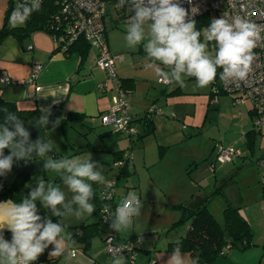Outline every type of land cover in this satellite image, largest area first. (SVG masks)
Segmentation results:
<instances>
[{
	"label": "clouds",
	"instance_id": "1",
	"mask_svg": "<svg viewBox=\"0 0 264 264\" xmlns=\"http://www.w3.org/2000/svg\"><path fill=\"white\" fill-rule=\"evenodd\" d=\"M41 3L42 0H28L20 4L13 9L9 22L14 26L25 24L34 12L40 11ZM119 5H127L133 12L125 36L128 46L135 48L143 44L145 68L154 70L158 78L181 86L184 78L189 77L195 79L197 86L208 87L214 83L218 68L222 69L221 80L245 81L255 59L253 50L257 42L264 39L259 25L241 17L229 20L222 16L213 19L206 29V40L215 44L212 54L208 44L202 42L196 21L189 18L182 0H119ZM3 111L0 177L11 173L14 163L43 159L44 172L56 173L67 192L59 184L40 176L36 178V187L19 203L12 200L0 203V264H35L49 246H53L49 257H59L66 248L77 244L63 219H82L92 216L96 210L92 203L96 196L93 185L106 182L100 170L102 166L91 156L55 158L50 155L56 144L49 138V125L54 129L61 120H50V108H40V115L29 122L49 133L35 141L24 120L7 108ZM37 202L58 221L42 217ZM110 207L104 204L102 210L111 219L110 229L120 233L130 229L134 218L142 215L143 202L135 192H130L117 205L114 214L109 212ZM5 229L11 232L10 241L5 239ZM126 251L127 245L113 246L110 264H127ZM165 264H198V258L189 260V254L178 243Z\"/></svg>",
	"mask_w": 264,
	"mask_h": 264
},
{
	"label": "rangeland",
	"instance_id": "2",
	"mask_svg": "<svg viewBox=\"0 0 264 264\" xmlns=\"http://www.w3.org/2000/svg\"><path fill=\"white\" fill-rule=\"evenodd\" d=\"M9 8V0H0V27L5 23ZM127 13L130 14L131 11ZM116 20L121 22L116 24L114 23ZM127 25L128 22L125 17H120L117 13H114L112 18H107L108 45L111 52L119 56L117 69L120 76L125 77L127 74H137L142 76L144 78L143 81L149 85L148 88L151 91L149 98H152L156 93L155 87H162L164 84L160 82V78L157 77L154 70L145 68L146 61L143 44L138 45L135 48L128 46L125 39ZM12 26L14 25L12 24ZM22 26H24V24L16 25L14 27ZM207 28L208 27H203L200 31L201 40L202 42L208 44L209 51L214 54V42H208L206 40ZM50 39L52 40V36ZM60 53L63 55L62 52ZM96 54L97 50L92 48L90 57L86 63V68L81 71V73L85 72L87 74L93 66L96 68V70L93 71V75L88 77L90 80L86 82V85L92 84L90 81L94 80L100 82L99 84H102L108 78L105 72V78L102 76L101 72H97L100 69L94 64ZM84 74L76 75L77 78L75 81H78L81 77H85ZM98 85H96V89H98ZM179 85L180 84L173 82V86ZM183 85H185V90H187L188 93H175L172 98H176L175 96L181 97L183 98V101L180 100L179 102L172 104L174 109H167L166 107L168 110L167 112L176 114L178 118L185 121L186 134L191 133L193 130H197V128L192 127L195 126V124L203 125L204 131L201 136H194L192 139H187L186 141L172 147V155H168L165 162H159L158 164L155 163L160 157V152L162 150L167 151L168 149L159 147V143L156 142V140L152 142L153 137H148L146 139L148 148L145 154L146 160L144 163L142 159L145 151L137 149L139 148L137 147L138 144L136 145L135 142H131L126 135H122V138L119 139L118 135L115 134L110 126H104L102 124L99 115L91 117L90 123L93 127H89L88 125L87 127L82 128L77 125L78 123L76 124V122H72V131L70 130L71 127L66 126V133L62 132V134H60V132H57L62 137L64 143L75 142L73 140H76V142L81 144V146L91 143V145L86 147V151H82V153L74 156H71L72 153H74V150L71 148L70 150L65 149L66 152L69 151L66 153V157L60 156L59 158H73L77 156L87 158L91 156L93 161L102 166L100 170L106 180L104 184L93 185L96 196L94 197L92 203L95 204L96 210L92 216H85L82 219H77L75 217L63 219V223L67 225V231L73 234V238L75 231L79 230L77 227L83 225L84 223L98 222L99 227L101 228L100 233L104 237L114 232L109 227L111 221L109 223L105 222L103 210H97L98 205H100L103 201V191L106 186L109 185L110 181L116 180L117 175L119 174V168L116 167V161L114 160V151L109 149L111 146H114L113 148L123 145H125V147H130V144L132 143L134 145V149L131 150V153L133 162L136 164V166H132L131 169L133 174L129 178H122L118 180L119 183L116 187V200H122L123 195L135 192L143 202L142 215L134 218V224L132 227L126 231H121L117 234L118 236L127 235L130 237L135 234L136 237H140L144 241L153 240L154 242H159L158 244H160V242H163L164 239H167L171 235H175L179 231L184 230V226L172 229L174 221L170 223V213H177V211L180 210L176 208L177 205L175 204L177 203H172L171 201L174 200V198L177 199V196L182 193V188L179 186L178 179L180 174H182V172L187 173V170L192 168L193 170L191 172H195L193 177L196 184L192 193L186 197L188 198V201L192 200L191 196H194L195 201L198 200L199 196H205L208 193L212 196L214 192L223 186L222 183L233 177V181L228 184V186H225L224 191L221 192L220 195L216 196V199H214L215 202L212 206V209H214L218 214V217L215 219L222 225L225 223L223 215L224 210L222 207L224 208L227 198L231 199L239 196L237 187L238 183L246 186L251 178L254 179L256 177L255 180H257L258 177V181H255V185L259 183L260 188L263 189L264 165L262 166L260 163H264V126L261 131H259L260 129L255 126L253 119L250 117L253 102L247 100L246 105L238 106L235 105L233 95L228 94L212 96V86L209 85L208 87H199L197 86L194 78L190 79L189 77H185ZM99 93L103 95L101 91H99ZM133 95L140 97L141 92L136 93V91H130L128 93L127 96L130 108L132 106L129 97L132 98ZM114 96L115 92L109 91L106 96L104 95V97H102V99L109 97L112 105V98ZM97 97H100V95L98 94ZM108 129L112 130V133L101 137V133L107 131ZM254 129L257 130L256 135L251 133L247 136L248 131ZM197 134H199V132ZM220 146L232 148L234 150L241 151V153L239 156H236L232 162L221 163L216 160V155ZM138 151H141V153ZM197 151H203L204 153L207 151L208 154L206 157L208 158V161L201 164L200 168H196L195 170L194 167L196 165H187L188 168H185V171H183V169L178 170V168L175 167L179 163L180 156L187 153H195ZM259 161L260 163H258ZM233 166L235 167L233 168ZM8 175L9 178L7 175L3 178L4 180H7V184H11L15 180L16 172L12 169L11 173ZM40 176H43L45 180L52 181L54 184H59L64 191L67 192V188L62 184L60 178L54 172L41 171L33 176L29 175L28 185H32V188L36 187V178ZM216 184L217 188H215ZM247 191V189L244 190V192ZM189 192L191 191L189 190ZM68 195L70 197L71 193H68ZM188 201L183 204L187 206L186 203ZM222 203L224 204L221 206ZM188 204L190 203L188 202ZM38 208L39 214L42 217H51L53 222L58 221V219L55 220V217L41 205H39ZM186 226L188 225H185V227ZM74 239L77 241V244L75 246H71L73 249L69 251H74L77 254V257L75 256L71 258L67 248L63 255L59 257H49V252L53 250V246H49V248L42 254L43 257L41 258L40 256L35 264H49L50 259L51 261L59 259L60 263L58 262V264H110L106 243L100 235L92 238L87 251H85L86 242L84 240ZM142 257L143 254L140 255L138 260L141 261L143 259Z\"/></svg>",
	"mask_w": 264,
	"mask_h": 264
},
{
	"label": "crops",
	"instance_id": "3",
	"mask_svg": "<svg viewBox=\"0 0 264 264\" xmlns=\"http://www.w3.org/2000/svg\"><path fill=\"white\" fill-rule=\"evenodd\" d=\"M49 36L46 33L37 32L32 34L28 41L26 40L23 44H21L14 37H8L3 42V44L0 46V97L8 102L16 103L18 108L21 110H39L42 107L50 108L51 110L55 105H60L61 115L64 119H67L72 113H78L79 117L81 116V122L78 124L76 123L77 125L81 126L82 128L87 127L88 125L89 127H93L90 123L91 117L105 114L111 106V99L109 97L102 99V97H104V95L106 96L108 93L101 95L98 89H96V85H98L100 82L94 80L90 81L92 82V84L86 85V82L90 80L88 79V77H91V75H93V71L96 70V68L93 66L92 69L87 72V74L84 72L86 75L84 73H81V71L86 68V63L90 55L83 63H81V56L77 52L73 53L70 56H66L64 54L61 55V53L57 50L58 47L54 39L52 38L51 40V36ZM30 46L33 47L32 50H29ZM35 64H41L43 66V69L39 73L36 81L31 82L33 75V66ZM97 72H101L102 76H104L105 78V73L103 71L99 70ZM117 72L119 77L123 81L124 79H129V82L134 83V88H132L133 92H141L140 97L135 95H133L132 98L129 97L132 106L130 108V113L132 114V116L140 117V115H142L149 107L151 108V106L157 107L158 109H162L161 111H163L162 115L154 114L150 118L152 124L155 126V132L153 134L144 136L145 131L143 125L139 122H136L137 128L141 130V133L144 134L143 136L136 137V141L134 140V142L136 145L138 144L137 147L139 148L137 149L145 151L144 157L142 159L144 163L146 160L145 154L148 148V145L146 143V139L148 137H153L152 142L156 140V142L159 143V147H164L168 149L164 152V155L162 157L160 156L158 160H156L155 163L158 164L159 162H165L167 160L168 155H172V147L186 141L187 139H192L194 136H201V134H203L204 126L199 124H195V126H192L194 128H197V130H193L191 131V133L186 134L185 121L178 118L176 114H171L167 112L168 108L174 109L172 104H175L180 100L183 101V98L181 97L175 96L176 98H172V96L175 93L180 92L188 93L187 90H185V85L173 86V82H171L170 85L162 83L164 85L158 88L155 87V95L152 98H149V94L151 91L148 88L149 85L143 81L144 78L142 76H139L137 74H127L125 77H121L118 69ZM83 74L86 78L81 77L78 81H75V79L77 78L76 75ZM4 76L10 78V84L6 85L1 82V79ZM146 80L148 81L147 78ZM96 92L100 95V97H97L98 94ZM93 93H96L97 95ZM39 115H36L29 120H24L25 126L31 132V139L33 141H35L41 135L47 137L50 133L49 138L56 144V146H54V152L50 154L53 157H66V153H68L69 151L66 152L65 149L70 150V148L74 150V153H72L71 156L82 153V150L84 149L86 144H84L83 147L81 146V144H78L76 140H73L75 142L72 143H64L62 137L57 133H66V126L71 127L70 130L72 131V123L62 124L60 122L59 125L54 129H52V126L50 124L48 133L44 129L39 130L38 128L29 124V122L34 121L35 118ZM250 117L252 119L251 114ZM56 119L57 118L50 116L51 121H55ZM103 125L110 126L105 124ZM110 127L115 132V134L118 135L115 131V128L113 126ZM112 130L108 129L107 131L101 133V135L111 134ZM198 132L199 134H197ZM118 138L121 139L122 134H119ZM113 147L114 146L109 147V149H112L114 151L113 153L124 151L129 148V146L125 147V145L116 148ZM130 147H132V150L134 149V145L132 143ZM138 152L141 153V151ZM5 154H7V150H5ZM207 155V151L206 153H204L203 151H197L195 153L184 154L183 156L179 157V163L175 167H177L178 170L183 169V171H185V168H188L187 165H196L194 167L196 170V168H200L201 164H203L205 161H208V158H206ZM114 158V160L116 161L115 155ZM134 166H136V164H134ZM234 167L235 166H233V168ZM192 170L193 168L187 170V173L182 172V174H180L178 178L179 186H181L182 188V193L177 196V199L174 198V200L171 201L172 203H177L175 205H181L188 201V198L186 197L189 196L190 193H192V191L194 190L196 181L193 177L195 172H191ZM23 171L27 175L31 176L38 174L41 171H44L43 159L33 160V162L27 164L23 162ZM7 177L9 178V175H7ZM255 179L256 177L254 179L251 178V180L246 186H243L242 184L238 183L237 187L239 191V196L231 199L227 198V202H225V204H221V206L224 204V208L222 207L223 210H225L228 203L240 208L241 214L250 223L254 232L253 246L246 251L233 249L227 256H220L212 263L208 264H264V194L262 191L263 189H261L259 186V183L255 185V183L258 181V177L257 180ZM229 180L225 181L222 184L224 185ZM4 181L6 185H10L7 184V180ZM232 181H230V183ZM216 186L217 184L215 185V188H217ZM29 187L32 189V185H30ZM246 189L248 191L244 192V190ZM189 190L191 192H189ZM214 193L212 194V196H210V193L206 194L205 196H199L197 201L194 200V196H191L192 200L188 201L190 204H188V202L186 204L189 208L195 210L202 207L208 201L209 211L214 216V218H216L218 217V214L214 209H212V206L215 202L214 199H216V196L220 195V193ZM125 196H127V194L122 196V200ZM122 200L116 201L120 203ZM181 216V211H177V213L173 214L170 213V223L174 221V223L172 224L174 226V224L180 220ZM183 229L184 230L179 231L175 235H171L169 238L164 239V241L160 242V244H158L159 242H154L153 240L144 241L142 239L143 243L141 246L140 255L143 254V259L141 261L138 260V264H165L168 256L172 251L170 244L174 242H179L185 237L188 228L186 226ZM4 236L5 239L9 241L11 240V232H9L7 229L4 230ZM100 236L104 241L105 237L101 234ZM118 237L121 240H128L133 237H136V235L134 234L130 237L127 235H119ZM68 249H73V247L70 246L67 248V250ZM188 254L189 260L194 259V257L190 253ZM56 262L58 263L59 259H56Z\"/></svg>",
	"mask_w": 264,
	"mask_h": 264
},
{
	"label": "built area",
	"instance_id": "4",
	"mask_svg": "<svg viewBox=\"0 0 264 264\" xmlns=\"http://www.w3.org/2000/svg\"><path fill=\"white\" fill-rule=\"evenodd\" d=\"M25 0H14V8L25 3ZM61 6V14L68 20L66 28L62 34L54 28L52 38L59 47V52L67 55L72 45L82 37L87 38L91 46L97 50L95 57V65L97 68L107 74V80L99 84L98 89L102 94H107L109 91H114L113 104L107 112L100 115V120L105 125H110L115 128L116 133L126 136H136L139 133L134 118L130 113L128 100V91L123 86L122 80L118 75L116 63L119 56L112 54L104 41V30L106 28V20L112 14L122 11L129 7L127 5L121 7L119 0H58ZM183 7L188 10L189 18L207 17L211 23L213 19L224 16L231 20L234 17L247 19L261 27V36L264 37V0H182ZM56 31V32H55ZM33 47L30 46L29 50ZM255 59L253 61L251 71L248 78L243 81H227L221 80L220 77L216 81L212 90L216 93L222 92L234 96L235 105H245L247 100L253 102V122L261 131L264 126V39L257 42V47L253 50ZM41 64L33 66V76L31 82H35L39 73L42 71ZM3 84H10L11 80L7 76L1 79ZM161 83L170 85L171 81L160 79ZM150 116L153 114L162 115L161 109L156 107L149 108ZM256 130V129H255ZM257 131V130H256ZM241 151L232 148L219 147L216 155V160L221 163L232 162L236 156H239ZM133 166L132 153L128 152L121 160L115 162L117 168L126 165ZM214 164V163H213ZM261 165H264L262 163ZM118 178L110 181L103 191L104 199H113L116 197V187ZM102 211L103 207L100 208ZM116 209V208H115ZM114 210L109 212L115 213ZM105 222L109 223L110 218L103 211ZM107 251L110 254L112 247L120 244L127 245L128 251L124 253L127 262L136 263L140 255V247L142 239L133 237L128 240H121L117 233H111L104 239ZM72 250V249H71ZM70 257H75L77 254L74 251H69Z\"/></svg>",
	"mask_w": 264,
	"mask_h": 264
},
{
	"label": "trees",
	"instance_id": "5",
	"mask_svg": "<svg viewBox=\"0 0 264 264\" xmlns=\"http://www.w3.org/2000/svg\"><path fill=\"white\" fill-rule=\"evenodd\" d=\"M28 2V0H25ZM10 8L7 11V16L5 23L0 27V46L8 37H14L21 44H23L26 40H28L32 34L36 32H44L50 36L53 35V30L56 28L58 33L62 34L68 20L61 14V6L58 3V0H42L40 11L34 12L32 16L28 19V21L22 27H14L9 22V17L14 9V0H9ZM131 8L127 7L122 11L118 12L120 17H125L126 21L129 23L130 18L133 15ZM113 16V14H112ZM111 16V18H112ZM196 21V29L201 31L203 27H208L210 23L208 22L207 17L198 18ZM121 21L116 20L114 23L119 24ZM55 31V32H56ZM104 41L107 44L109 50L110 47L108 45V27L106 20V28L104 30ZM58 47V46H57ZM93 47L91 43L87 40V38L82 37L79 38L71 47L69 53L66 56H70L73 53L77 52L81 56V63L85 62L88 56L90 55V51ZM59 50V47L58 49ZM111 52V50H110ZM112 53V52H111ZM113 54V53H112ZM222 69H217V77L214 83L211 84L212 88L215 86L216 81L219 79V73ZM192 79V78H190ZM122 80V79H121ZM123 81V80H122ZM129 79H124L123 86L125 89L130 92L132 88H134V83L129 82ZM130 88V89H129ZM213 91V90H212ZM174 94V93H172ZM212 96L215 95H228L226 93H215L214 91L211 93ZM246 105V104H245ZM240 106V105H238ZM7 108L10 112L18 115L22 120H29L36 115H39L40 112L38 109L34 110H21L18 108L16 103L8 102L0 97V123L3 122L4 119V111L3 109ZM51 113L55 118H61L60 122L63 124H68L72 122L80 123L81 116L79 117L78 113H72L69 115L67 119H64L61 115V106L55 105L51 109ZM252 114V119H254L253 108L250 111ZM83 116V115H82ZM149 109H147L140 117H134L135 124L139 122L143 125L145 135L148 136L155 132V126L151 122V118ZM251 133L256 135L255 130H251L247 133V136ZM119 135V133H117ZM144 133H141L139 130L137 137L143 136ZM107 134H102L105 136ZM136 136H126L129 138L131 142L136 141ZM91 145V143H87L82 151H86V147ZM131 145V144H130ZM132 147L124 151L115 152L114 155L117 160H121L126 153H130ZM165 151L160 152V156L164 155ZM260 163V161L258 162ZM263 163V162H262ZM260 163V165L262 164ZM134 166V164H133ZM263 166V165H262ZM132 166L126 162V165L119 168V174L117 178L124 179L129 178L133 172L131 170ZM13 170L16 172L15 180L12 184L6 185L5 181L2 177H0V203L4 201H15L19 203L28 193L31 191V188L28 185L29 175H27L23 171V161L14 163ZM231 178L227 183L221 186L214 194H219L224 191L225 186H227ZM263 194H264V185H263ZM104 204L111 205L110 210H114L119 204L116 201V198L113 199H104L100 205H98L97 210H101L100 208L104 206ZM39 202H37V206H39ZM177 209L181 211L180 220L174 224L172 229L177 227H182L188 225L187 232L183 240L179 242H174L170 244L171 249H173L178 243L181 245L182 250L190 253L194 258H198V264H208L212 263L214 260L219 258L220 256H227L232 249H238L240 251H246L253 246L254 240V232L250 223L244 218L241 214L240 208L233 206L228 203L227 207L224 210V220L225 223L220 224L214 216L211 214L208 208V201L198 209H191L188 206L181 204L176 206ZM57 220L58 218H54ZM79 230L75 231L74 238L77 240H84L86 242L85 250H88L89 245L91 244V240L93 237L100 235L101 228L99 227V223H84L83 225L77 227ZM171 229V230H172ZM115 233V232H114ZM105 239V238H104ZM141 250V247L139 248ZM71 250V249H68ZM67 250V251H68ZM43 255H41V258ZM45 259V258H44ZM40 260V259H39ZM129 263V262H128ZM49 264H58L56 259L49 261ZM132 264V263H129ZM138 264V262L134 263Z\"/></svg>",
	"mask_w": 264,
	"mask_h": 264
}]
</instances>
